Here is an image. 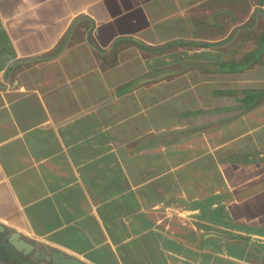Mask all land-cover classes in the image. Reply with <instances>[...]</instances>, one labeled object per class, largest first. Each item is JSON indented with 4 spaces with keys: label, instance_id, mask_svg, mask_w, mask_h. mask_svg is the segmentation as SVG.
I'll return each mask as SVG.
<instances>
[{
    "label": "crops",
    "instance_id": "0c3cea01",
    "mask_svg": "<svg viewBox=\"0 0 264 264\" xmlns=\"http://www.w3.org/2000/svg\"><path fill=\"white\" fill-rule=\"evenodd\" d=\"M0 230L264 264V0H0Z\"/></svg>",
    "mask_w": 264,
    "mask_h": 264
},
{
    "label": "water",
    "instance_id": "95a60500",
    "mask_svg": "<svg viewBox=\"0 0 264 264\" xmlns=\"http://www.w3.org/2000/svg\"><path fill=\"white\" fill-rule=\"evenodd\" d=\"M5 247L12 253L13 257L15 258H16V254L13 250L17 252H22L24 254H30L33 251V246L19 239L17 234H13L9 237ZM34 257L38 259H44L45 261L50 262L52 264H83L78 260L67 257L66 255L60 252H52L50 253V255H44L41 252H35Z\"/></svg>",
    "mask_w": 264,
    "mask_h": 264
},
{
    "label": "flooded vegetation",
    "instance_id": "af4514ba",
    "mask_svg": "<svg viewBox=\"0 0 264 264\" xmlns=\"http://www.w3.org/2000/svg\"><path fill=\"white\" fill-rule=\"evenodd\" d=\"M4 235H6L5 232H0V238L3 239ZM2 239H0V252L7 255V257L4 258V259H6V261L1 262L0 264H30V263L36 264V263H34V261L30 262V256H31V254L34 255L35 251H34V253L24 254L22 252H17L15 250H13L16 254V258H15V257H13L12 253L8 249H3V247H2L3 242L4 241L7 242L8 239L7 240H4V239L2 240ZM35 260H37V259H35ZM27 262H30V263H27Z\"/></svg>",
    "mask_w": 264,
    "mask_h": 264
}]
</instances>
